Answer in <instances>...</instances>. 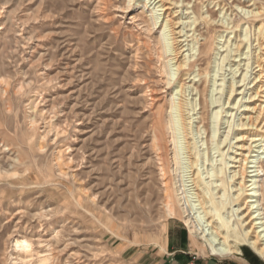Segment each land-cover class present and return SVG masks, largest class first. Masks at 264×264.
I'll list each match as a JSON object with an SVG mask.
<instances>
[{
  "label": "rangeland",
  "instance_id": "374dc122",
  "mask_svg": "<svg viewBox=\"0 0 264 264\" xmlns=\"http://www.w3.org/2000/svg\"><path fill=\"white\" fill-rule=\"evenodd\" d=\"M142 1L147 7L138 4ZM184 1V18L202 4L201 12L216 22L227 23L237 13L243 20L240 36L248 27L250 41L256 24L239 9L262 12L264 24V0ZM212 1L220 5H209ZM152 8L148 0H0V264H137V256L160 251L171 222L188 232L177 217L164 215V187L152 148L151 90L164 98L159 104L167 120L177 80L163 17L154 25L160 13ZM202 28L197 30L206 38L224 44L227 51L221 48L216 56L220 63L239 33L227 30L217 38L224 28L207 33ZM228 54L230 60L220 66L213 52L200 55L199 68L207 75L195 79L198 90L206 86L208 99H217L212 108L223 123L230 117L236 122L248 98L244 90L237 106V100L227 101L226 87L246 69ZM171 116L175 125L176 114ZM199 121L198 127L206 126ZM224 128L226 123L218 138ZM166 137L171 159L176 152V184L193 197L183 142L169 127ZM259 152L264 157V145ZM209 156L210 162L222 159L216 152ZM210 162L199 165L201 174ZM260 167L264 213V161ZM189 238L200 258L264 264L247 245L241 247L243 257L212 256L202 240Z\"/></svg>",
  "mask_w": 264,
  "mask_h": 264
},
{
  "label": "bare ground",
  "instance_id": "6f19581e",
  "mask_svg": "<svg viewBox=\"0 0 264 264\" xmlns=\"http://www.w3.org/2000/svg\"><path fill=\"white\" fill-rule=\"evenodd\" d=\"M131 1L133 0H127L129 4ZM148 1L149 7L152 6L155 10V12L151 10V13H160L156 14L158 17L154 16V25L160 16L163 17V31L169 38V53L172 56L174 76L177 75L174 94L170 102L169 119L166 120L164 107L159 104L162 100L159 90H151V106L155 109L152 148L164 187V215L166 218L177 217L187 226L190 237L202 240L214 256H240L241 247L247 245L264 260V213L259 205L260 189L258 186V177L261 174L260 162L264 161L263 152H259L264 145V24L260 22L262 12L255 9L249 11L239 9L244 17H247L249 24L250 22L256 24V27H253V41H250L247 34L250 30L248 27H244V34L240 36L243 20L237 18V13L229 21L227 19V23L224 20L216 22L207 12H201L205 8L202 4L200 6L203 8L198 9L197 14L191 18H184V12L180 10L185 6L188 10V5L184 4V0ZM138 4H142V7L148 5L144 1ZM208 4L214 7L220 5L214 1ZM220 12L224 13V7L220 9ZM199 26L205 29V33L211 27L224 28V32H217V38H223L222 33L227 30H230L232 34L239 33L234 49L229 54L226 52L233 58H240L246 68L245 74L238 82L231 81L226 87L228 103L235 102L244 90L248 92L247 101L236 122L230 117L228 122L226 118L223 123L221 119L223 115L219 110L213 111L212 108L217 103V99H215L216 102L211 99L213 96L208 99L206 86L198 90L195 79L207 75L199 68L198 64L203 62V59H198L200 55L213 52L215 66H220L224 60H230V58L226 59L227 54L220 63L216 60L224 44H217L215 38H206L197 30ZM190 32L192 33L188 36ZM219 45L221 47L218 48ZM144 46L150 50L148 43ZM167 50L165 48V53ZM223 51L227 50L224 48ZM239 66L240 63L237 64L235 70ZM195 67L198 70H195ZM247 74L249 82L245 86ZM166 81L167 85L171 83V80ZM214 91L210 90V94ZM240 102L238 99L234 107ZM4 105L5 111L9 113L7 102H4ZM197 107L203 116L197 112ZM172 112L176 114L177 120H174L176 126L172 121ZM197 120H200L198 124L205 123L206 126L198 127ZM225 123L226 128L220 134L222 139L218 138L219 130ZM168 127L172 135H179L183 142L190 173L191 186L189 187L193 190V194L191 192L193 197H190L184 186L176 184V174L179 168L176 152L173 151L172 159L169 155L166 139ZM223 146L227 147L225 152L220 151ZM36 150L39 152L42 146L37 147ZM212 152L220 153L222 157L220 162H210L212 158L209 155ZM227 153L229 157L225 162L223 157L227 156ZM206 162H210L211 167L209 166L210 170L203 175L199 165Z\"/></svg>",
  "mask_w": 264,
  "mask_h": 264
},
{
  "label": "crops",
  "instance_id": "0c3cea01",
  "mask_svg": "<svg viewBox=\"0 0 264 264\" xmlns=\"http://www.w3.org/2000/svg\"><path fill=\"white\" fill-rule=\"evenodd\" d=\"M167 231V238L162 247H159L160 251H153L155 253L151 252L149 255L145 252L143 256H137V264H185L189 262L195 264H233L232 262L221 263L212 257H205L207 259L198 257V254L191 247L189 232L178 221L168 224ZM243 256L245 253L241 248V255L236 257Z\"/></svg>",
  "mask_w": 264,
  "mask_h": 264
},
{
  "label": "built area",
  "instance_id": "2783aa9c",
  "mask_svg": "<svg viewBox=\"0 0 264 264\" xmlns=\"http://www.w3.org/2000/svg\"><path fill=\"white\" fill-rule=\"evenodd\" d=\"M185 264H195L194 262H189V263H185Z\"/></svg>",
  "mask_w": 264,
  "mask_h": 264
}]
</instances>
